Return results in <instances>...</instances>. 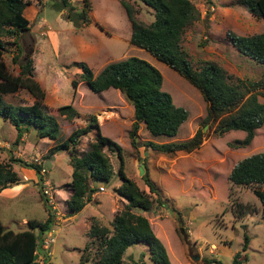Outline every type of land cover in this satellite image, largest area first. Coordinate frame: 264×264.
Segmentation results:
<instances>
[{
  "label": "rangeland",
  "instance_id": "rangeland-1",
  "mask_svg": "<svg viewBox=\"0 0 264 264\" xmlns=\"http://www.w3.org/2000/svg\"><path fill=\"white\" fill-rule=\"evenodd\" d=\"M69 1L75 8L80 7L81 0ZM122 1L131 7L136 21L143 24L152 21V13L140 0H88L89 22L76 28L65 19L64 9H54L48 0H29L22 10L28 22L27 29L15 38H3L6 43L2 58L11 74L18 71L17 62L12 60L17 52L18 61L23 56L33 61V78L44 91L43 102L55 117L58 132L56 140L39 138L33 130L15 140V129L0 117V164L13 171L19 181L18 186L0 190L1 227L13 233L21 232L27 228L29 220L43 222L47 217V208L39 196L41 187L34 178L37 175L13 159L34 163L41 169L39 173L46 184L42 187L49 188L51 193L53 222L47 232L51 231L55 237L47 250L38 247L34 262L94 264L96 257L91 244L97 243L89 236L90 224L109 228L112 214L114 216L125 203L114 191L120 183L119 165L126 178L148 193L138 173L141 160L165 206L154 202L150 210L138 211V214L142 212L146 216L142 215L163 244L170 264H206L203 258L231 264L237 251L241 264H264L261 205L250 186H230L227 181L231 167L238 160L264 151V122L245 146L237 144L244 132H220L216 122L202 123L206 103L199 92L175 70L130 44V22ZM191 2L197 18L184 28L179 42L191 69L197 70L204 62H212L224 70L227 82L238 84L242 91L253 84L255 87L264 85V68L240 55L225 37L226 31L244 36L260 33L264 30V18L253 16L237 0ZM129 56L144 59L154 66L162 77L161 89L171 96L176 106L187 111L186 120L170 138L152 137L143 124L138 123L135 148L130 145L128 136L133 121L131 104L113 88L101 93L91 92L81 79L78 66L80 62L85 63L95 75L105 64ZM72 80L75 86L71 85ZM2 99L12 104L32 100L24 89L4 95ZM257 100L264 102L260 95ZM63 105H70L77 115L69 119L60 114L58 108ZM90 115L95 117L100 134L121 148V162L113 151L104 149L112 169L110 180L96 183L90 195L92 201H87L86 206L73 214L66 205L71 173L68 151L47 152L48 148L66 140L76 128L85 126ZM196 128H201L203 136L200 146L192 152L162 153L143 146L147 140L158 143L185 140ZM94 136L93 129L81 135L76 151L86 150ZM151 195L155 198L153 193ZM232 202L247 204L256 210L235 219ZM90 215L93 217H88ZM243 233L248 242L246 249L241 251ZM85 256L88 261L80 263L79 259ZM148 256L146 245L134 243L125 249L120 264H152Z\"/></svg>",
  "mask_w": 264,
  "mask_h": 264
},
{
  "label": "trees",
  "instance_id": "trees-1",
  "mask_svg": "<svg viewBox=\"0 0 264 264\" xmlns=\"http://www.w3.org/2000/svg\"><path fill=\"white\" fill-rule=\"evenodd\" d=\"M56 10H65L64 17L74 27L80 28L89 22L87 11L90 10L88 0H81L79 8L70 4L69 0H48ZM150 10L153 19L148 24L138 22L133 17L131 7L121 2L128 21L130 22L129 42L141 48L158 61L175 70L201 95L206 103L202 123L216 122L220 132L239 130L245 133L237 144L247 145L264 122V102L257 100V95L264 98V85H251L242 91L238 84L229 83L223 69L212 62H204L197 70H192L181 47L180 37L184 28L197 18L196 8L191 0H140ZM29 0H0V117L8 120L16 131L15 140L28 130H33L39 138L56 140L58 124L55 117L47 111L43 102L44 91L33 78L32 60L28 56L18 61V52L12 55L17 62L18 71L11 74L3 61L4 37L15 38L27 29L28 22L22 16L23 8ZM250 14L264 18V0H237ZM225 37L234 49L242 56L255 61L264 68V30L252 35H237L231 31L225 32ZM80 77L89 90L99 93L108 88L117 89L131 104L133 121L129 131L130 145L135 148V133L138 123L152 137H173L178 127L186 120L187 111L176 106L171 96L161 89L160 72L146 60L129 56L105 64L95 75L88 66L80 62ZM76 82L71 81L75 86ZM20 89L26 90L31 96L30 102L12 104L3 101L4 95H10ZM58 112L67 118H74L77 112L70 105H63ZM94 130V140L87 149L78 153L75 146L78 138ZM201 128H196L190 138L181 141L153 142L147 140L143 146L152 151L173 153L176 151L191 152L200 146L202 141ZM104 149L113 151L121 162V148L111 139L99 132L98 124L90 115L85 126L76 128L66 140L48 148V154L67 150L71 166L69 197L66 205L70 213L79 212L90 195L95 191L96 183H107L112 169ZM13 162L34 170L36 184L43 205L47 208V217L43 222L29 220L24 231L13 233L4 230L0 225V264H30L34 262V253L38 251L42 234L50 229L53 213L48 198L42 192V176L39 167L34 163H26L20 159ZM117 175L120 183L114 188L116 195L126 202L110 221V227L91 223L89 236L97 244L94 247V264H120L125 249L134 243L147 246L149 260L152 264H170L161 241L151 231L146 218L138 211H148L156 205H164L159 198L158 189L149 178L144 167L141 179L148 188V193L139 189L136 184L125 177L118 166ZM230 186H250L252 194L261 205V217L264 218V151L251 154L238 160L227 175ZM16 174L7 166L0 164V190L19 184ZM230 190V188H229ZM155 198H152L151 194ZM230 194V193H229ZM232 214L235 219H241L255 212V207L232 202ZM165 206V205H164ZM178 215V214H177ZM92 219V218H91ZM92 221H95L93 219ZM36 230V234L34 233ZM180 235L185 237L180 231ZM248 237L242 235L241 251L247 247ZM240 252L234 253L231 264H241ZM87 256L79 259L87 262ZM206 264H221L218 260L203 258Z\"/></svg>",
  "mask_w": 264,
  "mask_h": 264
},
{
  "label": "built area",
  "instance_id": "built-area-1",
  "mask_svg": "<svg viewBox=\"0 0 264 264\" xmlns=\"http://www.w3.org/2000/svg\"><path fill=\"white\" fill-rule=\"evenodd\" d=\"M42 184L46 185L44 180H43ZM42 192L48 198V203L50 204L49 199L51 198V193H50L49 188L42 187ZM54 241H55V237H54L53 233L51 231H49V232H46L44 237H41L39 243H40V246H41L42 249L47 250L48 247Z\"/></svg>",
  "mask_w": 264,
  "mask_h": 264
},
{
  "label": "crops",
  "instance_id": "crops-1",
  "mask_svg": "<svg viewBox=\"0 0 264 264\" xmlns=\"http://www.w3.org/2000/svg\"><path fill=\"white\" fill-rule=\"evenodd\" d=\"M23 32V31H22ZM32 39V38H31ZM32 67H33V70H32V72L34 71V63H33V61H32ZM18 67V66H17ZM13 75H15V74H13ZM117 90V89H116ZM102 92V91H101ZM100 92V93H101ZM196 150V149H195ZM194 151V150H193ZM176 152H179V151H176ZM192 152V151H191ZM174 153V152H173ZM34 178H36V176H34ZM37 180V179H36ZM34 181H35V179H34ZM36 182V181H35ZM4 189V188H3ZM2 190V189H1ZM92 198H93V196L90 198V200L92 201ZM119 199L122 201V202H124L125 200L123 199V198H120L119 197ZM126 202V201H125ZM87 204V203H86ZM86 204L84 205V206H86ZM114 205V201L112 200V206ZM138 213V212H137ZM140 215H144V213H142V212H140L139 213ZM145 216V215H144ZM88 217H93L92 215H90V216H88ZM112 217H113V214H112V216H111V219H112ZM146 217V216H145ZM110 219V220H111ZM157 237V236H156Z\"/></svg>",
  "mask_w": 264,
  "mask_h": 264
},
{
  "label": "water",
  "instance_id": "water-1",
  "mask_svg": "<svg viewBox=\"0 0 264 264\" xmlns=\"http://www.w3.org/2000/svg\"><path fill=\"white\" fill-rule=\"evenodd\" d=\"M146 152L144 151V154H145ZM143 162L140 160L139 161V167H138V173H139V175L141 176L142 175V173H143ZM30 264H38L37 262H32V263H30Z\"/></svg>",
  "mask_w": 264,
  "mask_h": 264
}]
</instances>
